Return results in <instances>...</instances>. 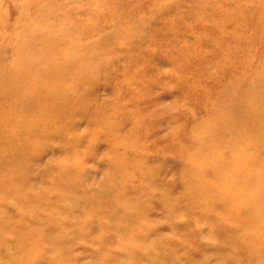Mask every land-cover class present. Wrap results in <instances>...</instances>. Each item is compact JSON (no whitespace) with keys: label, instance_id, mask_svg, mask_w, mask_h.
Listing matches in <instances>:
<instances>
[{"label":"rangeland","instance_id":"obj_1","mask_svg":"<svg viewBox=\"0 0 264 264\" xmlns=\"http://www.w3.org/2000/svg\"><path fill=\"white\" fill-rule=\"evenodd\" d=\"M33 261L264 264V0H0V264Z\"/></svg>","mask_w":264,"mask_h":264},{"label":"bare ground","instance_id":"obj_2","mask_svg":"<svg viewBox=\"0 0 264 264\" xmlns=\"http://www.w3.org/2000/svg\"><path fill=\"white\" fill-rule=\"evenodd\" d=\"M48 11H45L44 13H47ZM59 13V12H58ZM37 18V17H36ZM34 20V19H33ZM54 20V19H53ZM53 20H42V21H39V24L40 23H42V24H45V27H47L46 29H48V27H49V25L50 24H57V21H53ZM61 34V33H60ZM49 39H50V37H48V35H47V33H42L41 35H38V34H31V36L29 37V43L28 44H26V46H27V48H29L30 50H32L34 53H36V56L38 57V56H40V57H42V56H44V59H43V61H45L46 59H48V58H50V59H53L51 56H52V53H50V52H48V55L46 54V55H43L42 54V49L43 48H45L44 47V44H45V42H46V44H45V46H47L48 44V41H49ZM61 40V39H60ZM59 40V41H60ZM39 41H42V43L41 44H39V43H37V42H39ZM22 44L23 43H21L19 46H15V47H12L10 50H12V52H17L16 54H19V58L21 57V58H23V60L22 61H19L18 63H15L14 62V66H9V69L10 70H16V72H22V74L21 73H19L20 75H22V77L23 78H16V79H14L11 83H9V85H7L8 87H13V86H15V82L17 81H20V80H22L23 81V83H18V84H16V88H14L13 90H15L14 91V93H16V94H13V93H10V95H13V96H18L19 97V99H20V97H23V98H25V99H23V101L25 102V104H26V106H31V105H33V103L35 102V97L37 98V97H39V96H42V95H49L50 93L51 94H53V91L52 92H50L49 90H47L46 89V91H39V93H30L29 91H27V90H30V88H33V89H35V85L34 84H32V85H30V82L28 81V80H26L25 79V76H26V73H30L31 71H34V68H32L33 66H35V73L37 74V76L39 77L40 76V74H42L44 71H45V67H37V63L38 62H36L35 60H31V61H29V60H26L25 59V57L22 55V52H23V50H22ZM42 46V49H41V51H39L40 50V47ZM40 53V54H39ZM45 53H47V51L45 52ZM27 58H29V57H27ZM48 62V61H47ZM15 64H18V65H16V67H15ZM47 64V68H48V72H50V70H51V68L49 69V65H51L52 63L51 62H48V63H46ZM27 65H30V66H32V67H29V66H27ZM55 69H57V66H55ZM1 71L2 72H5V73H7L6 71H7V69H5V68H1ZM12 71V72H13ZM53 71H54V69H53ZM36 76V77H37ZM29 83V84H28ZM34 85V86H33ZM24 91H25V93H24ZM27 92V93H26ZM38 94V96H36ZM58 94H59V92H58ZM136 152V151H135ZM74 194V193H73ZM66 201V200H65ZM67 203V202H66ZM204 231V230H203ZM35 261H33V263H34ZM34 264H38L37 262H35Z\"/></svg>","mask_w":264,"mask_h":264}]
</instances>
